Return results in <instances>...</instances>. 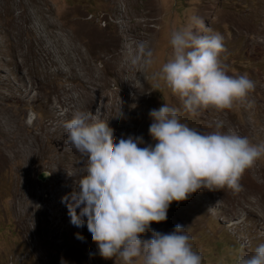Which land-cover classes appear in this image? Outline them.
<instances>
[{
	"label": "rangeland",
	"instance_id": "obj_1",
	"mask_svg": "<svg viewBox=\"0 0 264 264\" xmlns=\"http://www.w3.org/2000/svg\"><path fill=\"white\" fill-rule=\"evenodd\" d=\"M174 30L222 35L221 65L231 76L246 74L254 90L231 109L183 111L179 98L152 79L172 57ZM139 42L154 54L151 68L130 63ZM165 103L202 133L234 131L264 144V0H0V118L12 121L9 129L0 125V264H122L99 255L86 224H72L61 202L84 174L63 123L74 110L87 111L109 121L116 142L124 135L142 137L143 147L154 144L149 111ZM41 171L49 178L39 180ZM247 180L256 201L252 212L238 209L222 190L201 189L172 202L167 220L153 222L140 239H151L153 231L170 233L179 224L203 264H235L238 256H250L264 244V157L240 183ZM52 244L59 252L49 255Z\"/></svg>",
	"mask_w": 264,
	"mask_h": 264
},
{
	"label": "clouds",
	"instance_id": "obj_2",
	"mask_svg": "<svg viewBox=\"0 0 264 264\" xmlns=\"http://www.w3.org/2000/svg\"><path fill=\"white\" fill-rule=\"evenodd\" d=\"M169 43L172 57L152 79L179 98L183 111L195 115L201 109H231L254 90L246 74L231 76L224 70L220 54L225 46L219 33L196 36L174 30ZM153 55L146 42H139L130 63L151 68ZM149 117L154 144L141 147L142 137L116 142L109 121L74 110L63 127L66 143L81 156L84 174L61 202L72 224H86L104 259L119 258L122 264H203L187 228L179 224L170 233L153 231L151 239L140 236L153 222L167 220L172 202L186 201L201 189L241 191L240 180L264 157V144L256 145L234 131L202 133L182 123L179 110L166 103L150 110ZM77 238L83 239L79 234ZM235 264H264V244L250 256H238Z\"/></svg>",
	"mask_w": 264,
	"mask_h": 264
},
{
	"label": "bare ground",
	"instance_id": "obj_3",
	"mask_svg": "<svg viewBox=\"0 0 264 264\" xmlns=\"http://www.w3.org/2000/svg\"><path fill=\"white\" fill-rule=\"evenodd\" d=\"M47 17V16H46ZM44 20H46L47 21V25H52V24H50V22H48L49 20L47 19V18H45L44 17ZM95 36L96 37H99V38H102V37H104L103 39H105V40H110V41H113L112 39H111V37H108L107 35L105 36V34H100V33H96L95 34ZM126 37V36H125ZM113 38V37H112ZM117 38H121V36H118ZM123 38H124V36H123ZM108 42V41H107ZM120 44V43H119ZM53 62H54V60H53ZM57 63V62H56ZM114 64V66L115 67H117L118 65H116L115 63H113ZM58 69V68H57ZM119 72V71H118ZM64 73V72H63ZM79 73V72H78ZM123 73H125V69H123L118 75H119V77H118V80H120V81H122V79H121V74H123ZM80 74V73H79ZM78 75V74H77ZM77 75H75V76H77ZM80 75H82V74H80ZM73 78H74V76H72ZM80 77V76H79ZM81 81V80H80ZM85 81V80H84ZM87 86V85H86ZM89 86V85H88ZM87 93H89V94H93V91H92V89L91 88H89V90H88V92ZM86 93V94H87ZM89 97V96H88ZM94 97H96V96H94ZM93 97V98H94ZM72 98V97H71ZM91 101V100H90ZM65 102V101H64ZM51 103V102H50ZM65 103H67V102H65ZM94 103H96V102H94ZM93 105V104H92ZM95 105V104H94ZM93 105V106H94ZM51 106H52V108L54 109V111H55V113L56 112H60V111H58V110H60L61 108H57V106H56V104L55 103H53V104H51ZM64 106H66V105H64ZM64 111V110H63ZM63 114V113H62ZM61 114V115H62ZM11 124L12 123V121H10V120H6L5 119V121L4 120H2L1 118H0V125L4 128V129H9L8 128V126H10V125H8V124ZM6 133H9L7 130L5 131ZM4 131H3V134H4V136H8V134H6ZM35 137H38V135L36 134V135H34ZM125 136V135H124ZM123 136V137H124ZM6 140H7V138H6ZM23 143H25L26 145H29V147L31 146L32 147V145H33V143H31L28 139H24V141H22ZM15 145H16V143H15ZM26 147H28V146H26ZM81 168V167H80ZM244 184V185H243ZM241 185H243V188H242V190L241 191H239V192H233V191H231V190H229V189H227V188H225V189H222V197H225L227 200H229V201H233V202H235V205H236V207L238 208V209H244V210H246V211H248V212H252V206H251V203H254V202H256L255 200H254V198H252L251 197V195H252V193H253V189H252V184L247 180V181H244L243 183H241ZM209 192V191H208ZM211 196V203L213 204V205H216V200L218 199V197L216 196V195H214V194H212V195H210ZM260 202H264V195L261 197V201ZM220 207V206H219ZM261 212H262V210H260ZM263 214H264V212H262ZM49 247H50V249H49V255H53V254H56V253H58L59 252V245L58 244H52V245H49ZM62 255V254H61ZM52 257V256H51ZM53 259V258H52Z\"/></svg>",
	"mask_w": 264,
	"mask_h": 264
},
{
	"label": "water",
	"instance_id": "obj_4",
	"mask_svg": "<svg viewBox=\"0 0 264 264\" xmlns=\"http://www.w3.org/2000/svg\"><path fill=\"white\" fill-rule=\"evenodd\" d=\"M50 176V173L47 172V171H41L38 175H37V178L41 181H44L46 180L47 178H49Z\"/></svg>",
	"mask_w": 264,
	"mask_h": 264
}]
</instances>
